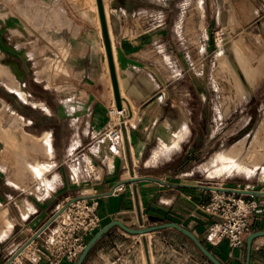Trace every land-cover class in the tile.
Listing matches in <instances>:
<instances>
[{
  "label": "crops",
  "instance_id": "0c3cea01",
  "mask_svg": "<svg viewBox=\"0 0 264 264\" xmlns=\"http://www.w3.org/2000/svg\"><path fill=\"white\" fill-rule=\"evenodd\" d=\"M0 3L38 4V16L46 19L48 12L42 9L62 0H0ZM4 13L0 11V26L6 18ZM31 13L24 11L26 15ZM133 25L120 28L115 33V44L111 42L120 80L118 87L121 82L126 95L120 93L122 114L113 112L116 106L109 87L110 75L108 78L103 58L102 63L98 56V43L90 39L89 31L69 47L70 67L75 74L70 87L61 85H68L64 77L47 79L57 87L52 93L40 94L38 99L52 123L41 121L38 132H24L33 140L43 139V151L51 154L48 162L51 164L45 173V166L39 164L42 173L37 177L31 174L29 180L10 173L0 176V253H4L0 264L29 241L69 198L78 197L98 200L100 227L116 219L129 227L147 226L153 223L149 216L156 215L164 222H176L192 231L223 264H244L245 245L231 247L227 239L215 245L207 241L211 216L200 206L221 186L264 192V170L243 181L210 183L197 177L185 163H173L179 150L159 159L160 147L185 145L190 113L176 104L170 60L174 59V45L166 44L160 51L153 47L149 29ZM158 34H167V29ZM0 66L8 76L17 79L8 62ZM19 83L12 79L4 81L11 91L27 100L14 88ZM19 117L28 125L36 119L32 115ZM116 129L119 133L112 135ZM22 159L24 164L30 163L27 158ZM14 162L19 163L20 159ZM119 184L123 189L116 195L112 191ZM253 201L250 232L264 230V194L254 195ZM53 226L52 221L10 264H47L42 241ZM82 264L212 263L174 228L129 234L116 226L93 246ZM249 264H264V235L253 238Z\"/></svg>",
  "mask_w": 264,
  "mask_h": 264
},
{
  "label": "rangeland",
  "instance_id": "374dc122",
  "mask_svg": "<svg viewBox=\"0 0 264 264\" xmlns=\"http://www.w3.org/2000/svg\"><path fill=\"white\" fill-rule=\"evenodd\" d=\"M104 2L113 44L120 28H132L135 23L150 30L156 49L174 45V59L170 60L176 104L190 113V131L182 148L160 147L159 159L179 150L173 163H185L210 183L243 181L264 170V0ZM46 6L42 10L48 17L40 19L38 4L0 3L6 16L0 26V52L4 55H0V63L21 68V77L15 75V79L0 66V176L10 173L29 180L34 163L43 164L44 173L51 164V154L43 151V139L33 140L24 132L36 133L41 127L28 125L19 116L32 115L52 123L41 110L38 96L54 92L56 85L47 79L53 81L56 76L66 79L68 85L61 84L64 88L70 87L75 76L70 67V45L89 31L90 39L98 43L102 61L103 39L87 0H62ZM24 11L32 13L27 16ZM162 29H167V34L157 35ZM8 79L22 84L27 100L4 84ZM222 154L235 157L236 166H229L234 159H223ZM24 157L32 164H24ZM17 158L19 163L14 162ZM223 165L230 168L221 170ZM3 258L0 253V261Z\"/></svg>",
  "mask_w": 264,
  "mask_h": 264
},
{
  "label": "built area",
  "instance_id": "2783aa9c",
  "mask_svg": "<svg viewBox=\"0 0 264 264\" xmlns=\"http://www.w3.org/2000/svg\"><path fill=\"white\" fill-rule=\"evenodd\" d=\"M122 114L123 108H113ZM119 129L112 132L118 134ZM123 189L119 184L113 189L118 194ZM239 188L214 189L201 209L211 216L206 239L215 245L227 239L231 247H243L250 232L249 215L255 207L254 194L238 191ZM98 200L95 197L69 198L56 214L53 228L44 236L43 251L47 264H73L81 253L88 238L100 227L97 214Z\"/></svg>",
  "mask_w": 264,
  "mask_h": 264
},
{
  "label": "water",
  "instance_id": "95a60500",
  "mask_svg": "<svg viewBox=\"0 0 264 264\" xmlns=\"http://www.w3.org/2000/svg\"><path fill=\"white\" fill-rule=\"evenodd\" d=\"M97 2V7H98V14H99V19H100V25H101V31H102V37H103V42H104V47L106 51V56H107V61H108V67H109V74H110V79L112 83V89H113V94H114V99H115V106L118 110H121L123 108L121 98H120V91L118 87V80H117V75H116V69H115V64H114V58H113V53H112V44L110 40V36L108 33V28H107V23H106V17H105V12H104V6H103V1L102 0H96ZM238 191L244 192V193H251L254 195H262L264 192L260 191H253V190H244V189H239ZM58 213V212H57ZM55 213L49 220L48 222L43 225L39 231L31 237L29 241H27L20 249H18L11 257H9L3 264H10L13 259L18 256V254L37 236L40 234L41 231H43L48 224H50L56 214ZM149 219L153 222L151 225L147 226H140V227H129L125 225L122 221L120 220H112L105 225L101 226L86 242L84 245V248L82 249L81 253L79 254L78 258L73 264H82L90 250L93 248V246L113 227H119L122 229L124 232L129 233V234H145L147 232L163 229V228H174L184 234L186 237H188L194 245L198 248V250L212 263V264H223L220 260H218L214 254L211 252L208 247L204 245V243L189 229L186 227L172 221H167L164 222L163 219L159 216L156 215H150ZM264 235V230L260 231H253L250 232L246 235L245 237V246H246V258L244 264H249V259H250V250H251V244L253 238Z\"/></svg>",
  "mask_w": 264,
  "mask_h": 264
},
{
  "label": "bare ground",
  "instance_id": "6f19581e",
  "mask_svg": "<svg viewBox=\"0 0 264 264\" xmlns=\"http://www.w3.org/2000/svg\"><path fill=\"white\" fill-rule=\"evenodd\" d=\"M86 1V0H85ZM88 1V3H89V6H90V8H91V10L93 11V13H94V15H95V22H96V25H97V28H98V31L100 32V34H101V36H102V31H101V25H100V19H99V14H98V7H97V2H96V0H87ZM103 1V6H104V12H105V17H106V23H107V28H108V33H109V36H110V38H111V40H112V32H111V28H110V20H109V12H108V8H107V5H106V3L104 2V0H102ZM84 2V1H83ZM86 3V2H85ZM93 15V16H94ZM261 48V47H260ZM238 49V48H237ZM239 52H241L240 50H239ZM113 53V52H112ZM236 53H238V52H236ZM0 55H2L3 56V54L0 52ZM242 56H244L243 54H242ZM102 58H103V61H104V65H105V69H106V71H107V73H108V78H109V67H108V61H107V56H106V51H105V47H104V42H103V46H102ZM242 61H244V59H242ZM262 61V60H261ZM10 68H11V70H12V72L14 73V75H16V77H18V78H20L21 77V71H20V69L17 67V64H15V63H13V64H10ZM118 72V71H117ZM238 73V72H237ZM116 75H118L117 73H116ZM236 76V75H235ZM238 78H240L239 77V74H238ZM237 78V79H238ZM245 78V77H244ZM110 79V78H109ZM241 79V78H240ZM111 80V79H110ZM117 80H118V77H117ZM243 80V79H242ZM242 80H241V82H242ZM118 81H120V80H118ZM238 82V81H237ZM239 83H240V80H239ZM112 84V83H111ZM119 84V83H118ZM238 84V83H237ZM243 85V84H242ZM14 86V85H13ZM16 87V91H18L19 93H20V95L21 96H23V97H27V94H26V92L24 91V89L22 88V84L21 83H19L18 85H16V86H14V88ZM111 89V93H112V91H113V89H112V85H110L109 86ZM244 90L245 91H248V87L247 86H245L244 87ZM119 91H120V93H124L123 92V85H122V83L120 82V87H119ZM249 92V91H248ZM247 93V92H246ZM113 94V93H112ZM121 95V94H120ZM123 96H124V94H123ZM124 97H126V95L124 96ZM1 103V102H0ZM125 107V106H124ZM263 127H264V124H263ZM261 134V133H260ZM259 136V135H258ZM41 139V138H40ZM256 139V138H255ZM261 146V145H260ZM48 149H50V148H48ZM256 149V148H255ZM264 150V149H263ZM232 156V155H231ZM231 156H227V155H225V154H222L221 155V158H223V159H230L231 161L235 158V157H231ZM236 164H237V162H236V160L234 159L233 160V163L231 164V165H229V166H236ZM229 166H225V165H223V166H221V170H226V169H229L230 167ZM32 172H33V174H35V176H39L40 174H41V172H42V167L40 166V165H34L33 167H32Z\"/></svg>",
  "mask_w": 264,
  "mask_h": 264
},
{
  "label": "flooded vegetation",
  "instance_id": "af4514ba",
  "mask_svg": "<svg viewBox=\"0 0 264 264\" xmlns=\"http://www.w3.org/2000/svg\"><path fill=\"white\" fill-rule=\"evenodd\" d=\"M42 124L43 123L39 119L36 118V119L32 120V124L31 125L32 126L38 125L40 127V126H42Z\"/></svg>",
  "mask_w": 264,
  "mask_h": 264
}]
</instances>
